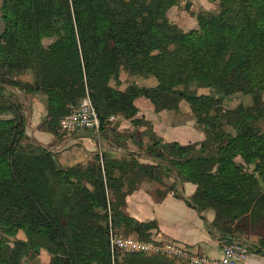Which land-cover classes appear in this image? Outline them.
I'll use <instances>...</instances> for the list:
<instances>
[{
    "label": "trees",
    "instance_id": "16d2710c",
    "mask_svg": "<svg viewBox=\"0 0 264 264\" xmlns=\"http://www.w3.org/2000/svg\"><path fill=\"white\" fill-rule=\"evenodd\" d=\"M207 1L218 9L197 13V28L184 31L168 15L179 0H3L0 264H35L42 251L51 256L46 264H171L160 255L111 254L109 214L118 228H129L140 239L151 240L156 228L111 202L124 186L112 174L126 161L98 155L80 170L61 167L45 148L33 153L23 105L5 93L14 86L44 95L43 128L53 135L63 131L62 120L89 94L102 130L134 110L132 97L119 88L122 65L157 80L149 92L157 110L178 111L188 102L206 135L188 145L155 140L149 153L172 157L171 168L134 162L124 170L162 182L174 169L180 181L195 183L190 205L199 213H215L220 240L242 239L249 228L264 227V0ZM24 74L33 82L21 80ZM200 84L209 92L192 89ZM236 94L252 96L253 105L223 109ZM82 195L92 210L74 200ZM20 231L27 240L13 247L8 239Z\"/></svg>",
    "mask_w": 264,
    "mask_h": 264
},
{
    "label": "crops",
    "instance_id": "0c3cea01",
    "mask_svg": "<svg viewBox=\"0 0 264 264\" xmlns=\"http://www.w3.org/2000/svg\"><path fill=\"white\" fill-rule=\"evenodd\" d=\"M2 2L0 0V8ZM2 29L0 16V32ZM118 75L121 81L119 88L132 97L134 110L127 116L111 119L99 132L88 129L66 131L62 127L63 131L53 135L43 128L48 114L44 95L28 93L14 86H7L5 93L11 100L23 105L27 140L54 153L63 168L86 170L98 155L101 160L105 156L115 162L126 161L124 168L132 167L134 164L130 163L134 162L146 166L161 163L168 168L165 160L159 161L145 152L149 142L148 126H151L152 136L155 137L153 141L188 145L200 143L206 138L188 102L182 101L178 111L155 108L149 95L151 88L157 85L154 77L131 74L125 65L119 67ZM20 79L33 82L30 74H24ZM135 120H142L145 124L136 125ZM124 168L117 167L112 174L113 178H120L124 183L114 193V197L118 198L114 207L138 222H155L153 241H174L211 258L222 257L220 233L213 226L215 213H199L190 205L197 190L195 183L182 182L178 177L168 175H164L162 182L146 179ZM87 187L91 192L95 191L91 185ZM126 232V236L139 237L129 228ZM245 241L251 252L243 264H264V250L258 252L257 248L251 249L253 244L259 247L258 239H254L252 245ZM170 263L185 264L171 258Z\"/></svg>",
    "mask_w": 264,
    "mask_h": 264
},
{
    "label": "built area",
    "instance_id": "2783aa9c",
    "mask_svg": "<svg viewBox=\"0 0 264 264\" xmlns=\"http://www.w3.org/2000/svg\"><path fill=\"white\" fill-rule=\"evenodd\" d=\"M62 127L66 131L88 129L99 132L102 127L99 114L87 94L70 115L62 120ZM109 248L113 257L118 252L138 253L145 256L160 255L185 264H243L250 256V247L242 239L221 240L222 257L211 258L194 248L183 246L174 241L144 240L139 237L126 236L110 226Z\"/></svg>",
    "mask_w": 264,
    "mask_h": 264
},
{
    "label": "rangeland",
    "instance_id": "374dc122",
    "mask_svg": "<svg viewBox=\"0 0 264 264\" xmlns=\"http://www.w3.org/2000/svg\"><path fill=\"white\" fill-rule=\"evenodd\" d=\"M218 9L216 4H212L210 2H208L207 0H179V4L176 6H173L169 12V18L170 20L177 24L180 28H182L184 31H189L191 29L197 28L198 23H197V19H196V14L202 11H206V12H215ZM50 40L46 39L45 40V44H49ZM180 84L184 82V79L181 78L178 81ZM192 89L194 91H196L198 94H206L209 92L208 89L204 88L202 84L198 85L197 87L194 86L192 87ZM263 98H264V94H263ZM240 105L243 106H252L253 105V99L252 96L250 95H244V94H236V95H232L231 97H229L227 100L224 101L223 103V109L225 110H232L235 109L237 107H239ZM262 126L264 127V123L262 122ZM147 133L149 135V142L147 143V148L145 149V152L147 153V155H151L153 156L155 159L161 161V160H165L167 163V167L171 168L172 166L169 164V159H171L170 157H168L167 154H165L166 157H163L162 159H159L157 157H155L154 155L149 153V149L151 147V145L153 144V139L155 137L152 136V131H151V126L147 127ZM230 130V129H229ZM28 143H31L27 140ZM143 149V148H142ZM210 151V150H209ZM40 152V148L37 146L33 145V153H39ZM206 155L211 154L208 152H205ZM170 171H172V169H170ZM168 173V171L165 170L166 173H168V177L169 176H174L175 178L177 177V172L176 170L173 169L172 172ZM171 182V181H170ZM74 200L76 202H80L86 204L87 206H89V208L91 209L92 207L90 206V203L88 204V200L85 199V196H78V199ZM110 201V199H109ZM117 200L111 201L114 203H116ZM92 210V209H91ZM107 220L109 223V233H110V226L112 225L113 228L119 232L120 234H128L126 232V228H118L115 222V219L113 217V215H108L107 216ZM108 233V235H109ZM245 239L252 245L253 244V240L254 239H258V246L260 248H263V242H264V227L263 226H255L253 228H249L245 233L242 234V240L245 241ZM27 240V237L25 235V233L23 231H20L16 237L14 238H10L8 239L9 243L13 246V247H18V245L20 244L21 241ZM107 240V238H106ZM246 242V241H245ZM252 247H256L254 244L252 245ZM51 260V256L46 252V251H42L40 253V255L38 256L35 264H46L48 262H50Z\"/></svg>",
    "mask_w": 264,
    "mask_h": 264
}]
</instances>
